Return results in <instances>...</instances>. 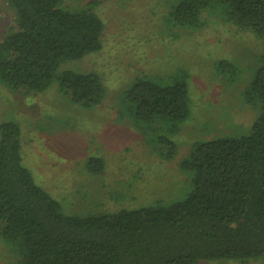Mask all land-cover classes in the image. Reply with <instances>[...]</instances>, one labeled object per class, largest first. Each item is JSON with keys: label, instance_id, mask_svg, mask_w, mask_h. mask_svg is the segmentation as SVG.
<instances>
[{"label": "trees", "instance_id": "trees-1", "mask_svg": "<svg viewBox=\"0 0 264 264\" xmlns=\"http://www.w3.org/2000/svg\"><path fill=\"white\" fill-rule=\"evenodd\" d=\"M5 1L15 24L0 42V82L30 93L58 80L83 106L100 103L104 84L98 74L58 70L102 48V19L89 10L70 11L62 0ZM208 12L222 13L264 40V0H177L173 21L201 27ZM226 65L231 67L220 64ZM251 77L244 95L260 105V114L250 132L196 143L180 164L194 174L193 190L170 202L66 213L24 165L20 125L0 122V236L20 254L19 264H197L264 257V54ZM126 98L135 104L142 134L152 128L164 149L161 157L174 158L173 138L191 114L186 77L168 86L140 79ZM87 167L100 174L105 160L90 157Z\"/></svg>", "mask_w": 264, "mask_h": 264}, {"label": "rangeland", "instance_id": "rangeland-1", "mask_svg": "<svg viewBox=\"0 0 264 264\" xmlns=\"http://www.w3.org/2000/svg\"><path fill=\"white\" fill-rule=\"evenodd\" d=\"M176 2L62 0L70 11L89 10L104 23L102 48L63 62L58 70L98 74L104 96L96 105L83 106L58 80L30 93L0 82V122L20 125L24 165L66 213L114 211L187 197L194 174L180 164L192 147L212 138L246 135L259 116L260 105L248 103L244 94L264 54V40L227 22L219 12H208L201 27H180L173 21ZM14 17L12 6L0 0V42L15 24ZM222 62L231 67L223 68ZM182 76L191 114L173 138L176 156L166 160L156 143L157 132L147 128L144 136L136 126V107L126 96L140 79L168 86ZM93 156L105 160L100 174L87 167ZM20 257L0 236V264H19ZM197 264H264V257Z\"/></svg>", "mask_w": 264, "mask_h": 264}]
</instances>
